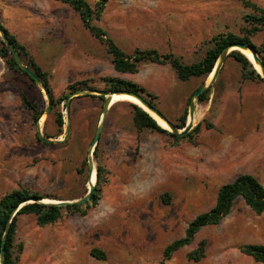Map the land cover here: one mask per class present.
Here are the masks:
<instances>
[{
    "label": "rangeland",
    "instance_id": "374dc122",
    "mask_svg": "<svg viewBox=\"0 0 264 264\" xmlns=\"http://www.w3.org/2000/svg\"><path fill=\"white\" fill-rule=\"evenodd\" d=\"M85 1L94 6L97 0ZM243 1L264 10V0ZM243 1L108 0L93 23L126 54L156 49L191 64L203 58L212 37L244 35L249 28L245 16L254 12ZM0 21L49 75L53 97L45 113L43 90L0 59V198L14 189L54 202L85 195L88 151L103 103L96 97L105 91L106 79L143 88L156 97V108L171 123L187 122L192 94L210 81L211 73L182 82L168 65L151 63L140 64L135 74L114 70L105 46L79 16L52 0H0ZM249 40L260 53L264 26ZM71 85L78 89L71 91ZM207 89V101L194 100L192 130L199 131L175 146L165 135L135 128L131 105L137 104L113 102L92 156V183L98 163L107 171L98 204L84 216L63 212L43 227L33 215L19 216V264H159L164 248L184 236L197 214L212 208L220 186L240 174L264 182V81L242 79L239 65L227 56ZM80 90L85 93L71 99L66 113L65 98ZM21 92L41 110L37 122L22 107ZM67 123L64 142L38 139L37 128L43 138L62 139ZM202 240L204 257L187 260ZM246 244L264 245V212L255 214L237 198L219 224L201 228L164 264H262L239 251ZM92 249L102 252L104 260L92 257Z\"/></svg>",
    "mask_w": 264,
    "mask_h": 264
},
{
    "label": "trees",
    "instance_id": "16d2710c",
    "mask_svg": "<svg viewBox=\"0 0 264 264\" xmlns=\"http://www.w3.org/2000/svg\"><path fill=\"white\" fill-rule=\"evenodd\" d=\"M70 7L78 16L83 24V27L89 34L105 46L106 53L111 58V63L114 70L120 73L135 74L138 67L142 63H151L155 65H168L174 72L178 80L185 82L191 78H205L212 71L222 48L234 42H242L248 44L254 49L260 60L264 65V44L260 48V53L255 46L250 42L249 37L262 30L264 26V10L254 4L243 1L254 13L245 16L249 23V28L245 29L244 35L238 37L234 34H218L211 39V46L206 49L204 56L197 62L185 64L179 58L171 53H159L156 49H138L136 48L131 54L124 53L117 45L110 39L106 32L96 26L94 20H99L108 0H97L94 6H91L85 0H52ZM246 20V21H247ZM0 33L7 41L14 47L23 64L31 70L36 77L42 82L43 88L49 95L50 102H53L52 92L49 85V75L44 72L31 56L27 47L20 43L16 37L9 32L8 28L0 21ZM228 57L234 60L241 69V76L244 80L256 81L261 80L260 76L249 62L247 57L238 51H232ZM0 59L5 63L7 68L11 71L22 72L15 64L13 57L0 39ZM23 73V72H22ZM25 74V73H23ZM26 75V74H25ZM27 76V75H26ZM29 78V77H28ZM33 83V81L29 78ZM71 91L77 90V85L69 86ZM105 91H128L133 92L143 97L151 106L156 107L154 101L156 97L145 92L141 87L134 83L127 82L116 78L106 79ZM99 100L103 98L97 96ZM19 99L22 107L32 114L33 122H37L41 115V110L35 104H32L24 93H19ZM208 100V89L200 94L197 98L198 102H205ZM132 120L135 128L140 130H147L149 132L165 135L171 140V145H178L183 140L191 141L193 135L199 131L196 127L184 136H176L159 127L155 120H153L147 113H145L137 105L132 104ZM56 124L61 128L64 124L62 116L59 114L56 118ZM176 127L182 128L185 125V119L182 118L179 123H173ZM98 144L96 145L93 155H97ZM96 184L95 189L89 201L80 205H67L65 207L40 204V203H25L22 202L30 198H45L37 192L27 189H14L0 198V245L4 234V248L2 251L1 264H19V254L22 250V245L15 242V234L17 230V220L22 215H33L35 217L36 225L43 227L58 221L63 212L70 215L84 216L90 208L95 207L99 200L107 171L100 163L96 165ZM166 200L169 201V195L164 193ZM241 198L244 204L251 209L255 214L259 215L264 212V182H259L254 176L250 174H240L232 182L220 186L217 190L215 202L212 208L206 212L197 214L187 225L184 236L172 241L168 244L163 252L162 259L159 264H164L168 261L172 254L180 248L189 245L194 235L203 227L210 225H217L226 217L234 201ZM21 205V206H20ZM20 206V207H19ZM15 215L10 218L13 211L17 208ZM239 251L255 262L264 264V245L261 244H246L239 247ZM205 241L198 242L195 249L190 251L186 258L189 261L197 262L204 257ZM92 257L98 260H104V254L97 249L90 251Z\"/></svg>",
    "mask_w": 264,
    "mask_h": 264
},
{
    "label": "water",
    "instance_id": "95a60500",
    "mask_svg": "<svg viewBox=\"0 0 264 264\" xmlns=\"http://www.w3.org/2000/svg\"><path fill=\"white\" fill-rule=\"evenodd\" d=\"M2 41L5 43V45L8 47L13 60L16 64V66L23 72L25 73L32 81L35 85H37L38 87H40L45 95V98L48 102V105L45 109V113H48L49 111V107H50V98L49 95L46 93V91L43 88L42 82L36 77V75L29 70L22 62V60L20 59L19 55L17 54L16 50L14 49V47L7 41V39L0 35ZM244 50H248L250 55H251V60L252 62H250L252 65L256 64L259 67V71H256L258 73V75L260 76V78L264 81V65L262 63V61L260 60V58L257 56L256 52L254 51V49L252 47H250L248 44L242 43V42H234V43H229L227 45H225L222 50L221 53L218 57V60L216 61L212 71H211V77H210V81L208 84L203 83L201 84L197 90L192 94L190 101H189V106H188V120L185 123L184 127L182 128H178L176 127L173 123H171L170 121H168L163 115L162 113L156 108L151 106L143 97H141L140 95L133 93V92H128V91H112V92H107V91H100L98 92V95L100 97L103 98V103H102V109H101V117H100V121L98 123V126L96 128L94 137L92 139L89 151H88V159H87V167H88V179L90 177V174L92 172L93 169V160H92V156H93V152H94V148L96 147V144L99 140L100 137V133L102 130V126L105 120V117L107 115V111L110 108V106L112 105V96L114 94H125V95H129L131 97H133L135 100H137L144 108H146L148 111H150L151 113H153L155 116H157L158 118L162 119L165 122L166 125V129L162 128L166 131H168L171 134H174L176 136H184L186 134H188L192 128H193V115H194V100H196L198 98V96L200 94H202L203 92H205L207 90V88L211 85V83H213L217 76L218 73L226 59V57L228 56V54L232 51H238L241 53V51ZM242 54V53H241ZM254 67V66H253ZM255 69V68H254ZM256 70V69H255ZM85 91L80 90V91H76V92H72L70 93L66 98H65V111L66 113H68L69 111V107H70V101L72 98L78 97L82 94H84ZM139 107V106H138ZM140 108V107H139ZM142 109V108H141ZM145 113H147L153 120H155L147 111H145L144 109H142ZM156 122V120H155ZM157 124V122H156ZM158 125V124H157ZM160 127V126H159ZM69 132V124L67 123L65 129H64V136L62 137V139L60 140H51V139H47V138H43L41 136L40 133V129L37 128V137L40 141L42 142H46V143H50V142H55V143H61L64 142L66 140V137L68 135ZM95 178H96V172H95ZM95 189V181L93 184H88L87 186V191L85 193V195H83L81 198L72 200V201H58L56 200L55 202H49V201H44V198H30V199H26L25 201L22 202L21 205L25 204V203H40V204H49V205H56V206H61V207H65L67 205H80V204H84L85 202L89 201L93 191ZM20 205V206H21ZM19 206V207H20ZM17 207L13 213L11 214L10 218H12L15 213L17 212V209L19 208ZM5 234V232H4ZM4 234L1 240V245H0V264H1V260H2V251L4 248Z\"/></svg>",
    "mask_w": 264,
    "mask_h": 264
},
{
    "label": "bare ground",
    "instance_id": "6f19581e",
    "mask_svg": "<svg viewBox=\"0 0 264 264\" xmlns=\"http://www.w3.org/2000/svg\"><path fill=\"white\" fill-rule=\"evenodd\" d=\"M241 53H243L246 57H247V59L249 60V59H251V55H250V53H249V51L248 50H244V51H241ZM250 61V60H249ZM251 62V61H250ZM254 66V68L256 69V71H259V67H258V65H256V64H254L253 65ZM211 73V72H210ZM210 77L211 76H209V78L208 79H210ZM115 101H129V102H132V103H135V104H137V106H139L140 108H142V109H144L145 111H147L155 120H156V122H157V124H158V126H160V127H162V128H167L166 127V125H165V122L162 120V119H160V118H158L157 116H155L153 113H151L150 111H148L146 108H144L137 100H135L133 97H131V96H129V95H125V94H114L113 96H112V103L113 102H115ZM193 122V121H192ZM92 173H94L93 172V169H92V172H91V174H90V177H89V185L90 184H93L92 183ZM44 201H49V202H54V201H50V200H47V199H44Z\"/></svg>",
    "mask_w": 264,
    "mask_h": 264
}]
</instances>
